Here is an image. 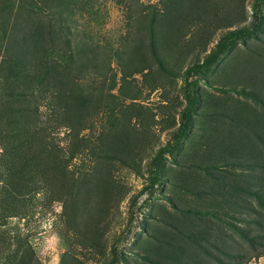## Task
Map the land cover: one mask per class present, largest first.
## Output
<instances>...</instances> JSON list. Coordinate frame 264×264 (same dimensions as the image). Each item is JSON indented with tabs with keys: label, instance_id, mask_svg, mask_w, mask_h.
<instances>
[{
	"label": "rangeland",
	"instance_id": "rangeland-1",
	"mask_svg": "<svg viewBox=\"0 0 264 264\" xmlns=\"http://www.w3.org/2000/svg\"><path fill=\"white\" fill-rule=\"evenodd\" d=\"M23 1L0 0V69L11 38L34 29ZM142 2L133 18L118 0L70 1L61 16L63 41L105 48L107 65L84 59L76 75L98 102L86 109L69 178L18 203L24 215L0 210V264H264V0ZM166 5L176 18L151 25ZM258 19L253 38L194 70L224 34ZM139 46L143 62L127 74ZM3 85L0 71V103ZM47 101L40 125L52 130ZM182 115L190 124L177 142ZM70 131L48 132L67 158Z\"/></svg>",
	"mask_w": 264,
	"mask_h": 264
},
{
	"label": "trees",
	"instance_id": "trees-1",
	"mask_svg": "<svg viewBox=\"0 0 264 264\" xmlns=\"http://www.w3.org/2000/svg\"><path fill=\"white\" fill-rule=\"evenodd\" d=\"M70 1L74 3L77 0L21 2L20 8L26 13L22 15L30 16L31 22L35 24L34 29L33 26H29L27 29L23 27L24 31L21 34L17 31L11 38L12 44L3 54L0 69L4 79L1 91L3 99L0 103V147L2 148L0 168L3 170L0 178H4L5 182L0 187V210L2 209V214L5 215L4 219H9L13 214L20 216L26 214L28 210L25 212V208L17 209L18 203H27L40 191L48 193L57 182L64 183L69 178V163L79 150L75 138L85 127L83 124L86 109L89 104L98 102V97L92 99L91 93L84 92L76 75L82 64L86 66L84 59L99 71L102 69L101 60L107 65L104 61L106 57L102 52L105 48L98 47L95 53L81 39L77 41L78 43H74L73 37V40L71 37H66L65 41L61 39L62 31H67L68 36L70 33V29L61 23L60 19L61 16L66 15L68 7H71ZM118 2L125 6L128 13L130 10L131 18H133V5L144 6L142 0H118ZM162 2L159 1L160 4ZM165 8L166 12L156 8L154 18L149 21L151 25L176 18L175 11L169 9L167 5ZM43 14L46 15L44 21L41 19ZM140 15V19L146 18L142 13ZM255 18H258L257 12ZM259 26L260 19L254 29L238 28L224 34L216 48L202 64L194 66V70L200 73L207 72L220 56L229 47L237 44L241 38H253L258 33ZM143 59L142 48L139 46L135 52L128 53L126 65L123 67L124 72L129 74V70L136 68ZM112 89L113 87H110V90ZM46 101L47 105L55 106L56 112L52 114V118H57V122L52 130L48 125H40L42 121L40 107ZM181 117L183 118L177 134V142L186 135L190 124L189 116ZM62 126L70 128L69 135L74 137L68 158L60 145L48 134ZM261 157L263 158V154ZM73 193L72 187L68 185V197Z\"/></svg>",
	"mask_w": 264,
	"mask_h": 264
}]
</instances>
